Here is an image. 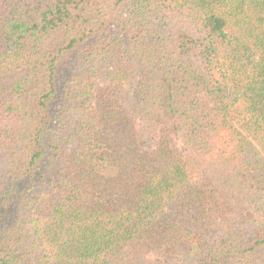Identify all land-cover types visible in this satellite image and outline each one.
<instances>
[{
  "label": "trees",
  "instance_id": "1",
  "mask_svg": "<svg viewBox=\"0 0 264 264\" xmlns=\"http://www.w3.org/2000/svg\"><path fill=\"white\" fill-rule=\"evenodd\" d=\"M0 264H264V0H0Z\"/></svg>",
  "mask_w": 264,
  "mask_h": 264
}]
</instances>
